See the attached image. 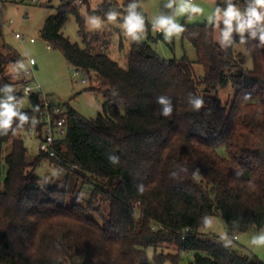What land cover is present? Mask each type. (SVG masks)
Wrapping results in <instances>:
<instances>
[{"label":"trees","instance_id":"16d2710c","mask_svg":"<svg viewBox=\"0 0 264 264\" xmlns=\"http://www.w3.org/2000/svg\"><path fill=\"white\" fill-rule=\"evenodd\" d=\"M231 2L245 10L252 0ZM107 11L104 3L87 9L102 18ZM69 14L83 48L61 31ZM181 27L195 60L161 58L152 44L165 40L163 33L153 36L144 19L121 66L97 49L108 39L87 32L79 6L63 0L41 38L74 71H84L88 90L104 99L93 119L58 104L66 132L53 143V156L38 150L31 160L22 137L32 132L42 140V99L33 93L29 107L17 109L24 58L10 47L0 51V102L18 114L0 128V264H70L76 256H83L80 264H149L147 248L162 251L152 253L154 264H179L183 256L188 264H261L230 243L201 239L199 229L213 215L229 240L264 228V43L258 30L256 37L246 31L243 43L234 30L222 44V23L218 30L209 22ZM236 44L250 53L251 70ZM161 99L171 107L168 116ZM42 163L53 165L59 179L40 184L33 170ZM84 185L91 194L83 205L77 198Z\"/></svg>","mask_w":264,"mask_h":264},{"label":"rangeland","instance_id":"374dc122","mask_svg":"<svg viewBox=\"0 0 264 264\" xmlns=\"http://www.w3.org/2000/svg\"><path fill=\"white\" fill-rule=\"evenodd\" d=\"M130 3L136 4L135 13L141 15L152 26L151 34L156 35V32L165 33L162 30L155 29L154 20L158 15L174 16L177 23L195 24L209 22L207 17L213 13L215 8L220 4L221 0H194V2L204 9L203 14H184L175 15V5L169 9L165 7L168 0H127ZM63 0H31L19 2L18 0H0V51L4 47L15 49L23 58L22 67L27 65V60L33 58L36 64L33 74L30 76L31 84L38 83L42 87V91L47 96V99L52 104L62 105L72 108L79 115L93 119L97 113L101 111L103 97L93 91L88 90L90 81L82 83L81 80L87 75L84 71L77 73L66 63L63 55L59 50L48 48L47 43L41 38V28L44 21L49 17L56 15L58 8ZM126 0H88V5L84 3L79 6V12L84 18V26L87 32L91 34L103 35L109 41L107 48L99 47V51L107 52L111 59L118 61L121 66L126 63L125 54L129 49L130 36L126 34L124 28L125 17L129 14L122 10H127L129 7L123 5ZM104 3L110 11L106 14H115L114 20L94 16L87 12V9L93 10ZM241 12L244 11L241 4H234ZM120 8V9H119ZM224 9L223 7L221 8ZM120 10V11H118ZM88 17H97L99 19V26L93 27L88 23ZM9 21L12 23L10 24ZM215 29L218 26L215 24ZM157 30V31H156ZM159 30V31H158ZM62 33L72 43H77L79 47L83 48L84 43L78 33V26L76 19L72 14L67 15ZM14 33H19L22 39L14 37ZM145 35L141 34V38ZM33 38V43L29 39ZM157 54L163 59H180L186 56L190 60H195L196 54L191 44L181 37V34H173L167 40H158L152 44ZM236 52L244 55V67L251 70L253 62L250 53L246 52L241 44L234 46ZM198 71L201 70L199 65H196ZM245 80L249 81L250 77L245 75ZM96 84V83H95ZM29 100L27 96L18 102L17 109L23 110L29 107ZM23 141L28 149V159L31 160L38 152L40 141L34 133L24 134ZM4 173V166H3ZM33 175L40 178V184L48 182L58 176L57 169L48 163H42L34 168ZM59 179V178H58ZM79 197L77 202L85 204L89 200L91 194V186L84 185L79 187ZM73 196V195H72ZM69 197L71 202L73 197ZM94 208L102 212L103 206L96 203ZM97 210V212H98ZM92 217H97V213L90 214ZM210 221L211 226L206 222ZM264 235V228L250 227L243 233H237L236 239L229 240L226 236V228L222 218L219 215L209 216L205 221L203 227L199 229V236L201 239H217L224 243H230L233 248L238 251L246 253L251 260H258L264 264V246H256L251 244L254 237ZM156 252L161 255L160 249L156 251L152 248H147L149 264H154L152 260V253ZM167 251H163L166 254ZM83 256L73 257L70 264H80ZM167 264V263H166ZM179 264H188V258H181Z\"/></svg>","mask_w":264,"mask_h":264},{"label":"clouds","instance_id":"9594fccd","mask_svg":"<svg viewBox=\"0 0 264 264\" xmlns=\"http://www.w3.org/2000/svg\"><path fill=\"white\" fill-rule=\"evenodd\" d=\"M175 5V15L184 14H194L201 15L204 9L197 5L194 0H168L165 7L171 9ZM136 4L130 5V9H135ZM88 23L93 27L99 26V19L97 17H88ZM109 20L115 19V14H110ZM209 23H214L219 26L220 23L223 24V29L221 32L222 41L224 44L230 41L231 35L235 30L241 35V42L243 43V34L248 31L252 37H256L257 30L259 31V39L264 43V0H252L248 7L241 12L231 0H227V7L223 10L217 6L213 13L207 17ZM154 27L162 30L165 33V39L167 40L173 34L179 35L184 29L179 23L176 22L174 16L158 15L154 20ZM124 28L126 29V34L136 39V33L143 31L144 19L141 15L131 11L129 15L125 17ZM11 89H9L10 91ZM12 97L8 100L11 101ZM161 104H164L163 115L168 116L171 113V107L168 106L167 101L164 99L160 100ZM202 106V101L197 99L194 101V107L199 109ZM0 128H9L11 126L13 117L18 114L13 110L12 105L9 102H0ZM19 119L23 122L27 117L21 115ZM208 226H211V222H206ZM251 244L258 247L264 246V235L260 237H254L251 240Z\"/></svg>","mask_w":264,"mask_h":264},{"label":"built area","instance_id":"2783aa9c","mask_svg":"<svg viewBox=\"0 0 264 264\" xmlns=\"http://www.w3.org/2000/svg\"><path fill=\"white\" fill-rule=\"evenodd\" d=\"M71 2L75 6H80L84 3V0H66ZM227 7V6H226ZM225 7V8H226ZM11 24L12 22L9 21ZM159 31V30H158ZM14 37L17 39H22L19 33H14ZM35 40L33 38L29 39V42L33 43ZM49 48V46H47ZM36 66L33 58L27 60V65L22 67L20 70L22 76V93L24 96H30L33 93H37L42 99V109L37 118L38 123L42 127V140L39 144V149L43 152L49 154V156L54 155L53 143L57 138L64 136L66 132L65 119L62 116L63 109L58 104H52L48 101L47 96L42 91V87L38 83L31 84L30 76L33 74L34 67ZM77 73V71H75ZM88 78H83L82 83H87ZM236 239V236L234 237Z\"/></svg>","mask_w":264,"mask_h":264},{"label":"crops","instance_id":"0c3cea01","mask_svg":"<svg viewBox=\"0 0 264 264\" xmlns=\"http://www.w3.org/2000/svg\"><path fill=\"white\" fill-rule=\"evenodd\" d=\"M155 29H157V28H155ZM157 31V30H156ZM22 77V76H21Z\"/></svg>","mask_w":264,"mask_h":264},{"label":"water","instance_id":"95a60500","mask_svg":"<svg viewBox=\"0 0 264 264\" xmlns=\"http://www.w3.org/2000/svg\"><path fill=\"white\" fill-rule=\"evenodd\" d=\"M34 68L36 69V66Z\"/></svg>","mask_w":264,"mask_h":264}]
</instances>
